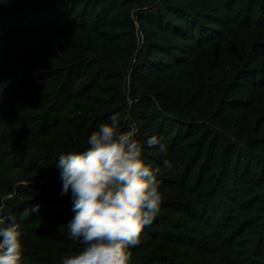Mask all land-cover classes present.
<instances>
[{"label":"rangeland","instance_id":"obj_1","mask_svg":"<svg viewBox=\"0 0 264 264\" xmlns=\"http://www.w3.org/2000/svg\"><path fill=\"white\" fill-rule=\"evenodd\" d=\"M112 2L110 9L107 4ZM250 2H256L257 11L264 4V0H225V7L235 4L232 12L236 15L227 17V10H219V19L228 24L234 20L229 25L234 30L220 29L214 42L195 47L170 30H161L155 18L162 5L180 4L202 11L212 9L205 4L216 5L213 0H0V121L28 129L35 119L43 133L33 144L20 140L28 138L27 132H15L19 139L15 142L0 133V221L4 222L0 227L10 222L22 226L21 264H63L65 256L83 248L69 236L67 223L75 213L71 191L61 195L57 165L60 155L88 147L87 140L99 125L84 128L86 118L98 114L110 122L113 114H119L121 131L134 123L146 162L145 149L152 148L144 145L143 135L151 126L143 113L153 103L157 88L165 85L169 91L182 88L186 92L202 84L213 88L211 69H218L220 63H228L229 68L237 65V57L218 62L217 54L235 56L243 51V39L248 41L247 29L238 24L241 18L247 21ZM95 7L105 26L88 18ZM162 45L179 61L168 67L163 64L167 57L157 49ZM66 58L79 63L60 91L68 93L73 87V94L80 92L81 98L72 99L70 107L63 105L68 109L62 116L63 126L56 127L62 107L55 101L61 95L57 87L51 84L48 88L53 101L49 106L33 105L39 102L45 81L66 73L56 69ZM40 80L41 85L37 84ZM87 86L88 92L83 89ZM187 113L198 114L199 122L209 121L230 135L210 113ZM258 137L260 145L246 147V152L264 160V132ZM157 179L163 195L161 209L152 225L145 227L140 243L129 249L130 264H264L259 258V244L264 242V182L260 176L239 177L236 187L220 190L212 199L175 183L168 171L162 170ZM37 205L38 211H33Z\"/></svg>","mask_w":264,"mask_h":264},{"label":"trees","instance_id":"obj_2","mask_svg":"<svg viewBox=\"0 0 264 264\" xmlns=\"http://www.w3.org/2000/svg\"><path fill=\"white\" fill-rule=\"evenodd\" d=\"M213 1L216 2V5L205 4L212 9L202 11L180 4L162 5L160 7L162 10L159 11V16L155 18L154 22L161 30H170L173 36L182 38L192 46H205L220 36V29L229 30L230 27H234L229 25L235 22L231 19L228 24L225 19L224 22L219 19V10H227V17L228 15L235 16L236 14L232 12L235 4L231 3L225 7V0ZM112 4L113 2L107 4L108 8H114L111 7ZM154 6L156 7L153 5L147 8ZM248 7L247 15L244 17L247 18V21L245 22L241 18V23L238 24L247 29L248 41L243 39V51L235 56L232 53H225L223 56H220V53L217 54L218 62L220 58L231 62L234 57H237V65L229 68L227 67L228 63H220L218 69H211L209 79L212 80L213 88L202 84L194 91L186 92L182 88H174L169 91L165 85H162L157 88L153 103L146 105L148 109L143 113V117L151 126L143 135L144 140L146 141L153 135L162 136L167 147L166 154L161 153L158 146L150 147L152 149L149 150L145 149L146 163L153 162L154 165H160L162 170L170 173V176L176 181L175 183L187 186L188 190L208 195L211 199L216 197L220 190L236 187L239 177L249 179L260 176V181L264 182V160L246 152V147L257 148L260 145L262 140L258 136L264 132V4H259L258 11L256 2H250ZM141 10L144 11V7ZM99 13L100 10L95 7L90 10L88 18L94 19L100 27L105 26L106 23L101 19ZM233 30L230 28L229 31ZM167 47V45H162L157 49L160 50L162 57H167L163 64L168 67L169 64L173 65L178 62L179 57H175V53L169 52ZM174 57L177 60L174 61ZM62 62V65L56 69L58 71L62 69L66 73L62 72V74L45 81L42 85L44 87H41L42 96L40 95L39 102L33 106L37 108L49 106L53 102L50 99L49 86L52 84L51 87L58 88L57 93L61 92L60 90L68 80L65 78L72 75L79 60L66 58ZM106 64L101 67L106 68ZM103 71L106 70L103 69ZM141 73L147 74V72ZM42 83L41 80L37 82L39 85ZM72 88L68 93L61 92V95L57 94L56 96L60 99L55 101L62 103L59 114L56 116V127L63 126L62 116L68 110L63 109V105L65 107L67 104L70 107L69 103L72 99L81 98V93L73 94ZM83 89L88 92L90 87L87 86ZM12 98L17 102L15 96ZM187 112L210 113V118H218V123L228 129L230 135L217 130L209 121L199 122L198 114L192 115ZM51 117L52 115H50V121ZM48 119L47 116L45 119L47 125L50 123ZM105 120L101 115H91L86 118L84 128H88L93 123L100 125L105 123ZM25 121L26 123L31 122V120ZM38 122L34 119L28 129H22V127H17L18 123L2 119L0 133L4 139L15 142L19 141L15 132H27L28 138L20 140L25 144H33L43 135ZM69 134L73 135L72 132ZM144 145L149 147L146 143ZM165 159L171 161V170L164 169L163 161ZM256 167H259V171L256 170ZM167 202V200L163 201V204ZM247 209L252 211V207ZM261 218L264 221V217ZM227 224L233 227V222L229 221ZM263 239L264 237L261 240ZM259 245V258L264 262V242Z\"/></svg>","mask_w":264,"mask_h":264},{"label":"clouds","instance_id":"obj_3","mask_svg":"<svg viewBox=\"0 0 264 264\" xmlns=\"http://www.w3.org/2000/svg\"><path fill=\"white\" fill-rule=\"evenodd\" d=\"M109 120L91 133L86 150L58 158L61 195L71 191L75 213L67 223L69 236L83 245L81 251L65 256L63 264H130L129 249L140 243L145 227L161 209V166L145 162L134 123L121 131L119 114ZM145 143L167 153L162 136L153 135ZM163 166L172 169L167 159ZM38 209L37 205L33 211ZM21 229L15 222L0 227V264H21Z\"/></svg>","mask_w":264,"mask_h":264}]
</instances>
